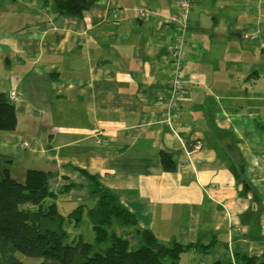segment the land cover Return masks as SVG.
I'll return each instance as SVG.
<instances>
[{
    "label": "crops",
    "instance_id": "obj_1",
    "mask_svg": "<svg viewBox=\"0 0 264 264\" xmlns=\"http://www.w3.org/2000/svg\"><path fill=\"white\" fill-rule=\"evenodd\" d=\"M179 1L96 0L70 17L46 0H0L29 22L23 33L0 21V69L10 68L0 91L14 92L17 115L0 130V158L18 180L39 169L53 190L79 184L56 199L65 215L97 200L84 170L161 243L196 244L186 264H245L264 251V0H194L186 90L169 128L159 101L173 71L161 56ZM161 150L174 171H163Z\"/></svg>",
    "mask_w": 264,
    "mask_h": 264
},
{
    "label": "trees",
    "instance_id": "obj_2",
    "mask_svg": "<svg viewBox=\"0 0 264 264\" xmlns=\"http://www.w3.org/2000/svg\"><path fill=\"white\" fill-rule=\"evenodd\" d=\"M46 1L56 16L79 17L96 0ZM16 124L15 105L0 91V130H13ZM160 161L163 171L175 170L169 152L161 150ZM79 171L88 179L89 193L98 199L92 206L78 204L65 215L55 199L79 184L70 182L54 191L49 187L50 171L28 169L18 180L8 168L0 167V264H23L17 253L40 258L39 264H177L183 252L196 245L177 240L161 243L156 233L137 225L113 190L95 175ZM83 214L90 220L94 242L80 235L66 242L65 227L78 224ZM132 241H136L134 249ZM212 264L232 262L217 258ZM245 264H264V251L249 256Z\"/></svg>",
    "mask_w": 264,
    "mask_h": 264
},
{
    "label": "built area",
    "instance_id": "obj_3",
    "mask_svg": "<svg viewBox=\"0 0 264 264\" xmlns=\"http://www.w3.org/2000/svg\"><path fill=\"white\" fill-rule=\"evenodd\" d=\"M194 0H180L179 10L181 12L180 16L173 18L177 19V27L174 36V41L169 43L166 47L165 53L161 56L163 63L165 65H171L172 75L168 80L169 93L167 97L160 99L159 103H163L165 106V122L169 128H172L174 121L178 120L179 115V100L183 96L186 90V80L182 77V57L181 53L186 45L185 32L188 28V14L193 7ZM147 13V12H146ZM10 97H14V92H10ZM100 138L97 137V141ZM203 146V141L198 140L195 143V149L199 150Z\"/></svg>",
    "mask_w": 264,
    "mask_h": 264
},
{
    "label": "rangeland",
    "instance_id": "obj_4",
    "mask_svg": "<svg viewBox=\"0 0 264 264\" xmlns=\"http://www.w3.org/2000/svg\"><path fill=\"white\" fill-rule=\"evenodd\" d=\"M26 11L27 10H25V9L18 8L16 10H14L13 14H10L9 12H5V11L1 12V9H0V21L4 20L6 28L8 30L12 29V32H16V30L18 32H23V33L24 32H28L26 30L29 28V27L27 28V26L29 25L28 24L29 22L27 24H22V25L20 24L19 25V23H21V21H22V16L26 14ZM29 11H32V10H28V12ZM35 12H36V10H35ZM24 20L26 21V19H24ZM34 23L36 24L37 21H35ZM13 66H14V64H13ZM27 66H28V64H25L24 68H26ZM9 69L10 68L8 66L5 67V70L7 71V73L9 71ZM5 72H3L2 69H0V75L4 74V76H5V74H6ZM0 163H1L0 167L3 168L6 165L7 162L2 157V158H0ZM6 168H8V167H6ZM51 190H53V189H51ZM54 191H58V190H54ZM57 197H56V199H57ZM94 197H97V199H98V196H94ZM56 199H55V201H56ZM95 203L96 202H94L93 205ZM80 204H83V203H80ZM65 229L67 230L66 236H65V241L66 242H72V240H75L77 237H79L78 236L79 234L81 235V237H82V239L84 241L91 242V243L94 242V234H93V231L91 229V223H90V220L87 218V216L85 214H83L82 220L80 221L78 226H67V227H65ZM117 230L119 232L121 231L120 228H117ZM135 243H136V241L131 242V244H130V248L131 249H134L136 247ZM17 256L21 259L23 264H39L40 263V258H37V257L26 256V255H23L22 253H17ZM185 260H186V257L184 255H181V257L178 260L177 264H186ZM47 264H50V263H47Z\"/></svg>",
    "mask_w": 264,
    "mask_h": 264
},
{
    "label": "bare ground",
    "instance_id": "obj_5",
    "mask_svg": "<svg viewBox=\"0 0 264 264\" xmlns=\"http://www.w3.org/2000/svg\"><path fill=\"white\" fill-rule=\"evenodd\" d=\"M7 96H8V99L11 101V103H13V102H12V98L10 97L11 95H8V94H7Z\"/></svg>",
    "mask_w": 264,
    "mask_h": 264
}]
</instances>
